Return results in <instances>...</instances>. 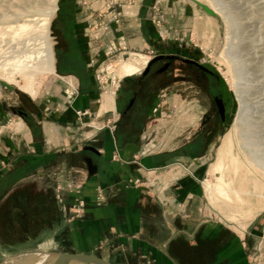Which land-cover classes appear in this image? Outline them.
Instances as JSON below:
<instances>
[{
    "label": "crops",
    "instance_id": "0c3cea01",
    "mask_svg": "<svg viewBox=\"0 0 264 264\" xmlns=\"http://www.w3.org/2000/svg\"><path fill=\"white\" fill-rule=\"evenodd\" d=\"M142 1L133 14L124 6L108 7L105 34L84 36L81 48L89 58L99 52L102 61L107 48L143 51L149 45ZM94 3L88 8L94 10ZM167 9L165 23L176 14ZM86 19L78 20L79 32L91 25ZM140 73L123 76L119 87L104 95L92 72L83 84L69 77L67 87L50 89L38 101L21 94L0 97V258L34 247L36 254L92 253L113 264H250L245 237L212 217L199 220L198 164L183 160L184 171L175 164L165 170L163 154L148 142L152 113L122 117L123 104L140 87ZM160 103L161 126L163 98ZM87 145L99 154L85 150ZM86 156L97 165L93 175ZM157 172L162 180L185 172L189 179L170 180L161 191L160 178L155 186L146 183ZM257 232L250 224L246 240Z\"/></svg>",
    "mask_w": 264,
    "mask_h": 264
},
{
    "label": "rangeland",
    "instance_id": "374dc122",
    "mask_svg": "<svg viewBox=\"0 0 264 264\" xmlns=\"http://www.w3.org/2000/svg\"><path fill=\"white\" fill-rule=\"evenodd\" d=\"M0 1L2 2H0V4L5 7L6 4L8 5L16 0ZM68 1L69 0H59V8L56 16L58 15L61 6L63 10H65ZM79 1L81 8L78 12V18L83 22L86 17L87 21H84V23H88L89 21L91 22V25L88 26V24H86V26H84V31L87 35L90 34V37L94 39L95 37L101 38L102 35L105 34L104 32L108 29H105V23L103 20L110 5H115L116 2L121 3L124 8L126 7L125 9L127 13L133 14L135 10H133L132 7L142 0ZM149 1L150 3L157 2V0ZM159 1L160 2L157 4L158 8L156 10L160 11V15H164V11L169 10L167 9L168 7L172 8V11L176 14L171 18V20L167 18V21L169 19L168 23H165L162 20L158 26V22L153 23L150 19H148V24L154 27L156 34L157 30H160L165 36L171 35L172 37L175 36L184 38L188 45L194 46V48L198 49L202 57L217 69L230 102L228 121L224 128L219 131L211 150L205 158L206 163L204 164L203 173L200 177L199 194L194 209L196 210L199 220H202L204 223L212 217V219L217 221L225 229L232 231L240 237H245L244 241L247 243L246 246L250 257V264H264V238L262 239L260 237V233L257 232V234L255 233V236L251 238L250 243L246 240V230L248 229V226L250 224L258 225V223H261L260 221L264 222V192L255 189L253 183L247 180V178H249L257 179L259 181L262 180L261 182H264V118L260 116L263 109H259L260 106L257 101L260 99L258 94L255 93L261 84V66L264 64V0H212L216 1L218 6H222L226 11H229L233 21L235 19V31L233 35L235 39H233V42H235L233 44L234 47H232L230 51L238 65L243 68L240 70L243 72L245 78L243 80H238V82L241 88L245 85L244 88L246 91L244 95L248 101V109L246 111L247 120L244 124H242L239 130L235 128V121L240 112V98L234 86L235 81L230 71V62L225 57V51L232 39V36L230 38V35H228V27L225 19L220 13L213 9L210 0L198 1L207 4L212 10H214V12H216V15L208 14L203 8L196 5L193 0ZM92 2H95L94 10L88 8V6H92ZM29 8L30 7H28V9ZM5 9L6 14L9 13V15L14 17V15H12L13 11L10 10L11 8L5 7ZM8 9L10 11H8ZM31 9L32 8L29 10ZM29 10L26 11L28 14L24 13L23 19L30 21V19L35 17V21H30L31 26L34 29L29 31L31 33L26 32L24 35L20 36V38L11 37V35L13 36V32L10 33L11 28H9V26L16 24L15 17L6 19L0 15V20L4 18L3 21H0V80L5 82L8 81L1 78V73L3 72V69L9 67H4L3 63L5 62V57L7 55V57L17 56L18 53L21 58L24 57L23 60L25 61L31 59V63L30 61L26 62L30 65L33 64L32 62L36 61V57L39 58L43 53L42 50H44L45 47V39L40 29H42L41 24L43 21L41 19L45 16L46 9L42 8L38 10L34 16H30L33 14V11ZM89 12H93L95 14L91 16ZM89 15L91 18H89ZM56 16L51 22L50 33L54 42L56 41V34L53 24ZM167 24L173 26L174 29L166 31V28H168ZM147 31L150 33L149 30ZM159 39L160 38L158 37L157 40ZM177 41L181 43V40ZM22 45L23 47H21ZM53 47L55 50V43ZM156 49L157 48L153 49L150 45L146 46L143 51L125 47L119 52H116L112 48H107V51L113 52L114 55L110 54L113 56L110 57L109 54L106 53L107 51H105L104 54L102 53V55H104V59L100 61L101 65L98 66L103 67L109 64H114L113 66L116 73L119 74L122 63L119 66L115 65V56H119L123 54L124 51H127L129 56L126 55L124 60L130 57V55H133L139 61L141 60V71L147 63L144 61H148L149 56L152 54V50ZM26 50H29V54L26 53ZM96 51L98 50L96 49ZM32 59H34V61H32ZM34 66H38L42 70L37 71ZM34 66L27 68L23 73L15 71L12 76V81L9 83L14 87V89L0 86V97L4 98L6 95L19 96V94H21L28 99L34 98L38 101L47 91H50V89L55 92V90L62 89L63 87H67V85H69L70 78L66 76L60 77L52 73L55 71V67L52 70L50 67L51 65L45 61H40L34 64ZM33 79H35L34 90H27L25 88V84L28 82L30 83ZM105 79H107V81H111L107 72ZM76 82L77 79L72 77V83L75 84ZM107 86L108 87L104 90L103 95L110 89L115 91V86L113 84ZM248 121H250L249 123L253 122V128L249 138L247 137L248 135L245 130V128L249 125H247ZM161 136L162 135H160V137ZM242 136L247 139L243 140ZM243 143L247 147H245ZM169 168L170 167H166L165 170H169ZM180 170L184 171L185 168L182 166ZM167 177H165V180H162L160 172L155 174L150 173L146 177V183L151 186H155L156 182L159 181L160 178L162 182L159 183V189L163 191V189H166L170 183V178ZM246 196L249 198V201H247ZM249 231L250 230L247 232ZM37 251L38 250L33 247L26 251H21L22 253L15 252L13 253L14 255L12 254L8 258L4 259L1 257L0 264H28L32 261V259H34V257L32 258L31 256H36Z\"/></svg>",
    "mask_w": 264,
    "mask_h": 264
},
{
    "label": "flooded vegetation",
    "instance_id": "af4514ba",
    "mask_svg": "<svg viewBox=\"0 0 264 264\" xmlns=\"http://www.w3.org/2000/svg\"><path fill=\"white\" fill-rule=\"evenodd\" d=\"M142 2L141 14L146 15L153 23L158 22V26L160 21H165L160 11L156 10L159 0L156 3H150L149 0ZM115 5L122 6L118 2ZM80 8L79 0H69L65 10L61 6L54 21V74L75 77L83 84L96 71L100 60L99 52L95 56L97 59L89 58L81 48L87 34L83 29L79 32L80 27H77ZM147 28L150 31L149 45L157 49L152 50L146 65L140 71L139 89L123 104L122 117L134 111L138 116L144 111H150L154 129L148 142L152 150L163 154L164 166L172 168L175 164L177 171L180 170V165L187 168V163L183 160L198 164L196 176L200 180L205 158L219 131L228 121V96L217 69L202 57L198 49L188 45L184 38L165 36L160 30L156 34L154 27L150 25ZM166 29L169 31L174 27ZM177 40H181V43ZM161 98L164 100V113L163 125L160 126ZM16 111L27 115L23 108H17ZM174 179L188 180V173L170 180ZM260 222L256 227L263 239L264 222Z\"/></svg>",
    "mask_w": 264,
    "mask_h": 264
},
{
    "label": "bare ground",
    "instance_id": "6f19581e",
    "mask_svg": "<svg viewBox=\"0 0 264 264\" xmlns=\"http://www.w3.org/2000/svg\"><path fill=\"white\" fill-rule=\"evenodd\" d=\"M11 1V0H9ZM8 1V2H9ZM193 1H198V0H193ZM1 2V1H0ZM58 2L59 0H16L14 2H11L9 3L8 5L6 4V8H11L10 10L13 11V14L15 19H16V24H14L13 26H9V28H11V32H13V36L11 35V37H14V38H20V36L24 35L26 32L28 33H31L29 32L30 30L32 31V26H31V22L32 21H35L36 18L34 17H31L33 19H30V21L28 20H24L23 19V15L24 13L28 14L26 11L29 10L30 8H32L31 10L29 11H33V14H31L30 16H34L38 10L42 9V8H45L46 9V13H45V16L41 19L43 21V23L41 24L42 26V29L41 32L42 34L44 35V39H45V47H44V50L42 55L38 58L36 57V61L35 62H32L33 64H30L29 63H26V62H29L31 63V57L29 58L30 60L28 61H25L23 60V58H21L18 53H17V56H9V57H5V62L4 63V67L6 66H9L8 68H5L3 69V72L1 73L2 77L1 78H4L6 81H8L7 83H11L12 81V76H13V73L15 71H18L19 73H23L27 68L31 67V66H34V64L40 62V61H45L46 63H48L49 65H51L50 67L52 68V70L54 69V60H55V57H54V40L52 38V36H50V33H51V22L52 20L54 19V17L56 16V13H57V10L59 8V5H58ZM2 3V2H1ZM203 3V2H202ZM210 3L211 5L213 6V9L220 13L223 18L225 19L226 23H227V27H228V35H230L229 37L231 38L232 36V39L230 40L229 44H228V48L227 50L225 51V57L229 60L230 62V71L233 75V78H234V86L238 92V96L240 98V112H239V115L235 121V128H237L239 130V128L242 126V124H244V122L247 120V116H246V111L248 109V101L246 100L245 98V88L244 86H242V88L240 87L239 85V82L238 80H243L245 77L243 75V72L240 70V69H243L241 68L237 61L235 60L233 54L231 53L230 49L233 46L234 42H233V35H234V31H235V19L233 21V18L232 16H230V12L229 11H226L224 7L222 6H218L216 4V1H212L210 0ZM221 4V3H220ZM223 5V4H222ZM5 7H3L1 4H0V15L2 17H5L6 19H11V18H14L12 17L11 15H9V13H5L7 10L5 9ZM28 7H30L28 9ZM27 8V10H26ZM6 11H5V10ZM8 9V11H10ZM213 10V11H214ZM215 12V13H216ZM4 19V18H3ZM3 19H1L3 21ZM0 20V21H1ZM3 24V23H2ZM3 26V25H2ZM1 27V26H0ZM4 27V26H3ZM35 27V26H34ZM8 28V27H6ZM3 30V29H2ZM9 30V29H8ZM38 30V29H36ZM36 32V31H35ZM40 32V33H41ZM1 33V32H0ZM5 33V32H3ZM7 33V32H6ZM1 35V34H0ZM4 35V34H3ZM7 35V34H6ZM32 35V34H30ZM29 37V36H28ZM33 37V36H32ZM23 38V37H22ZM18 40V39H16ZM15 40V41H16ZM235 40V39H234ZM17 43V42H15ZM23 43V42H21ZM44 43V42H43ZM236 44V43H235ZM2 47V46H1ZM23 47V45L21 46ZM40 47V46H39ZM41 48V47H40ZM2 49V48H1ZM12 49V48H11ZM16 49V48H15ZM12 51V50H11ZM27 51V50H26ZM29 51V50H28ZM26 52L29 54V52ZM37 51V50H36ZM15 53V54H16ZM33 53V52H31ZM37 53V52H36ZM9 54V53H8ZM24 54V53H23ZM27 54V55H28ZM41 54V53H40ZM39 54V55H40ZM22 55V54H20ZM26 55V54H25ZM34 55V54H33ZM3 56V55H2ZM2 56H1V59H2ZM30 56V55H29ZM27 57V56H26ZM28 58V57H27ZM4 61V60H3ZM32 61H34V59H32ZM140 62L141 60H137L133 55H130V57H128L126 60H124L122 62V65L120 67V72H119V75L121 76H128V75H133L137 72L140 71L141 69V66H140ZM144 62H147V61H144ZM262 64V63H261ZM1 67V65H0ZM35 69H37V71H41L42 69L38 66H34ZM119 68V67H118ZM1 71V70H0ZM261 79H260V86L258 87L257 91L255 93L258 94L259 96V99L257 102H258V105L260 106L259 109H263V112L261 113V117L264 118V64L261 66V75H260ZM7 78V79H6ZM237 80V81H236ZM34 81L35 79L31 80L30 83L28 82L27 84H25V88L27 90H30V91H33L34 90ZM255 99V98H254ZM254 101V100H253ZM255 103V102H254ZM251 121V120H250ZM250 121L247 122V125L248 127L245 128L246 130V134L248 135L247 137L249 138L250 136V133L252 132V128H253V122L249 123ZM246 125V124H245ZM243 137V136H242ZM247 138H244L243 137V140H246ZM246 142V141H245ZM244 142V143H245ZM243 143V144H244ZM245 145V144H244ZM245 147H247L245 145ZM258 151V150H257ZM255 152V151H254ZM261 152V151H260ZM252 159V158H251ZM264 160V158H263ZM252 163V162H251ZM257 163V162H255ZM262 163V162H261ZM262 167V166H261ZM263 167H264V162H263ZM248 177V176H247ZM247 180L249 182H252L253 183V186L255 189L257 190H261V192L263 191L264 192V182H261L257 179H249L247 178ZM225 190V189H223ZM250 197V196H249ZM262 197V196H261ZM246 199L247 201H249V198H247L246 196ZM258 200V199H257ZM257 202V201H255ZM251 203V202H250ZM254 203V202H253ZM32 255V254H31ZM37 256H31L32 258L34 257L33 261L31 263H28V264H42L44 259H45V254H36Z\"/></svg>",
    "mask_w": 264,
    "mask_h": 264
},
{
    "label": "water",
    "instance_id": "95a60500",
    "mask_svg": "<svg viewBox=\"0 0 264 264\" xmlns=\"http://www.w3.org/2000/svg\"><path fill=\"white\" fill-rule=\"evenodd\" d=\"M194 3L200 6L201 8H203L208 14L216 15V13L207 4L202 3L201 1H194ZM55 71H56V68H55ZM0 86L14 89V87L11 84L3 80H0ZM87 149L99 154L98 149L92 145L85 146V150ZM84 159L87 163L89 173L91 175L95 174L97 171V165L94 163L93 158L91 156H86ZM44 254H45V259L42 264H113L107 259L101 256H98V255L92 254V253L57 252L56 251V252H48Z\"/></svg>",
    "mask_w": 264,
    "mask_h": 264
},
{
    "label": "built area",
    "instance_id": "2783aa9c",
    "mask_svg": "<svg viewBox=\"0 0 264 264\" xmlns=\"http://www.w3.org/2000/svg\"><path fill=\"white\" fill-rule=\"evenodd\" d=\"M107 28H108V26L105 25V29H107ZM113 50L115 51V49H113ZM106 53L109 54L110 57H113L110 54L114 55L113 52L107 51ZM120 53H122V52H120ZM126 55L129 56V53L127 51H124L123 54H121L119 56L116 55L115 59H114L115 65H118V66L121 65V63L124 61V58L126 57ZM99 65H101V63ZM113 65L114 64H109V65L103 66V67L98 66V68L95 71V77H96V80L98 82L99 88L103 91L106 89V87H108L107 85L113 84L115 86V88H118L120 85V81H121L123 76H120L119 74L116 73V70H115ZM106 72H107V74H109V78L111 81H109V80L107 81V79H105ZM75 188L79 189L80 186H76ZM98 199L100 201L105 200L102 192L99 193ZM80 204L83 205L82 201Z\"/></svg>",
    "mask_w": 264,
    "mask_h": 264
}]
</instances>
